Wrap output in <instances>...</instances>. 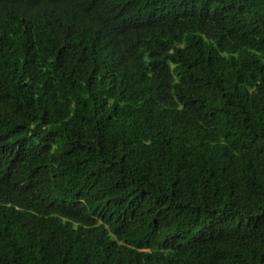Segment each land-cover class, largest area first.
Masks as SVG:
<instances>
[{
    "label": "trees",
    "instance_id": "16d2710c",
    "mask_svg": "<svg viewBox=\"0 0 264 264\" xmlns=\"http://www.w3.org/2000/svg\"><path fill=\"white\" fill-rule=\"evenodd\" d=\"M0 264H264V0H0Z\"/></svg>",
    "mask_w": 264,
    "mask_h": 264
}]
</instances>
